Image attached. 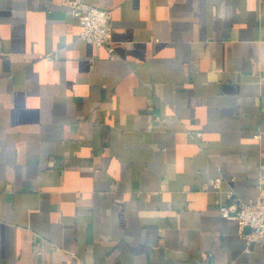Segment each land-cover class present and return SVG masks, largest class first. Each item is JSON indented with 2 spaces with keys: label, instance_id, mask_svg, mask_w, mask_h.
<instances>
[{
  "label": "crops",
  "instance_id": "1",
  "mask_svg": "<svg viewBox=\"0 0 264 264\" xmlns=\"http://www.w3.org/2000/svg\"><path fill=\"white\" fill-rule=\"evenodd\" d=\"M64 1L0 0V264H264V0Z\"/></svg>",
  "mask_w": 264,
  "mask_h": 264
},
{
  "label": "built area",
  "instance_id": "2",
  "mask_svg": "<svg viewBox=\"0 0 264 264\" xmlns=\"http://www.w3.org/2000/svg\"><path fill=\"white\" fill-rule=\"evenodd\" d=\"M64 5L81 27L79 38L106 49L115 58L111 11L90 6L81 0H66ZM196 135L202 136L201 133ZM209 185L214 190H219L221 178H216ZM216 207L222 218L236 222L239 232L249 243L264 245V190L257 198L248 202L228 196L225 201L219 200Z\"/></svg>",
  "mask_w": 264,
  "mask_h": 264
}]
</instances>
